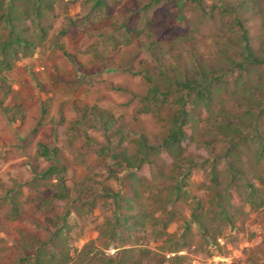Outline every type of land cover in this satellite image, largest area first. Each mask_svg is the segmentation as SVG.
<instances>
[{
	"label": "rangeland",
	"instance_id": "obj_1",
	"mask_svg": "<svg viewBox=\"0 0 264 264\" xmlns=\"http://www.w3.org/2000/svg\"><path fill=\"white\" fill-rule=\"evenodd\" d=\"M244 1L49 0L51 10L37 20L39 25L24 22L29 35L37 37L42 27L47 30V39L0 76V201L11 190L22 192L18 199L24 200L19 220L6 223L9 229L0 231V264L16 262L22 252L21 236L48 241L57 221L70 226L69 246L76 258L71 264H85L80 254L85 245H91L90 256L96 253L117 258L120 251L114 249L108 233L112 229L123 238L119 247L155 250L162 243L154 235L161 224L155 226L147 215L161 218L167 223V233L179 240L190 223L191 232L181 241L187 246L181 253L186 256L185 264H264V162L253 163L260 148L256 134L264 144V113L258 116V109L249 111L241 102L247 84L257 83L264 76V67L255 69L239 89L235 65L216 54L226 49L229 39L238 41L243 30L251 49L257 52L264 45L262 19L255 14L264 15V0H254L258 7L248 5V11L234 9ZM149 3L153 6L144 9ZM224 10L227 12L222 19ZM235 18L242 21V30ZM3 30L2 22L0 33ZM218 30L228 34L227 40L218 35ZM192 47L225 74L219 79L211 120L195 123L198 129L193 142L184 143L182 160L195 164V169L191 170L189 163L183 164L176 177L178 167L161 145L169 127L166 107L159 115L155 111L139 112L147 90L139 72H157L158 59L169 71L184 68L194 60ZM232 50L228 46L227 55ZM262 97L254 100L260 107L264 105V94ZM168 100L175 104L171 98ZM225 116L227 122L247 126L239 131L244 139L222 142L216 126ZM105 122L110 126L104 127ZM234 142H239V161L238 156L223 157L237 144ZM40 145L52 153L51 160L41 156ZM145 147L151 148L148 171L127 169L123 153H137L143 159L139 150ZM229 158L239 169L237 178L241 181L228 191L230 207L224 208L230 222L226 223L219 215L222 208L212 203L214 190L204 185L210 178L206 179L204 170L215 164L220 177L218 188H224L232 176L227 166ZM51 165L62 168L58 176L69 198L53 208L42 201L38 208L36 198H42L38 190L56 184L54 177L44 181L40 178ZM131 172L142 178L140 184L135 185ZM248 182L259 190L253 195L261 199L260 208L244 202L246 193H250L247 187L237 191L239 185ZM176 183L182 186L184 195L169 197ZM128 206L133 208L128 210ZM206 210L211 213L202 222L208 235L191 220L194 211ZM216 228L217 233L211 235ZM162 257L167 260L169 255L164 251Z\"/></svg>",
	"mask_w": 264,
	"mask_h": 264
},
{
	"label": "trees",
	"instance_id": "obj_2",
	"mask_svg": "<svg viewBox=\"0 0 264 264\" xmlns=\"http://www.w3.org/2000/svg\"><path fill=\"white\" fill-rule=\"evenodd\" d=\"M253 1L254 0H252V4H249L250 0H246L240 5V7H236L234 9L236 10L239 8H245V10L248 11L249 7L257 8L258 6L253 4ZM152 6L153 4L149 3L144 9H148ZM48 10H51V3L49 0H47L45 4L43 0H10L9 4L7 5L6 0H0V24L3 22L5 25V30L0 33V76L5 72L11 71L15 62L20 57H27L31 55L43 45L47 39V30L41 27L37 37H33L27 33V29L23 28V26L24 22L27 20L31 21L32 24L34 23L39 25L40 23H38L37 20L41 19ZM225 12H227V10H224L222 13V19L225 18ZM255 14L256 16L261 17L262 29L264 30V15L261 12H256ZM235 23L238 24L241 30L243 29L242 21L239 20V18H235ZM243 31L244 34L238 41L231 42L229 39V41L226 42V49L228 46L233 49L230 52V55H227L226 49H219L218 53H216L219 54V56L226 57L225 60L228 64H231L232 66L235 65L236 71L238 72L236 85L239 89L242 85L245 86L247 84V78L250 79L251 74L256 71L255 69L264 67V45L262 44V46H260V50L257 52L254 51L250 47V40L247 38L245 30ZM218 32L219 36L225 39L227 38L226 35L228 34H226L225 31L218 30ZM54 47L62 49V47H59L58 44H54ZM191 52L193 54L192 59L194 60L184 68L175 67L169 71L168 69L164 68L163 61L161 62L158 59L157 61L159 62V68L157 69V72H154V70L150 72L147 69L139 72L147 86V90L142 96L143 98L140 100L142 108L139 110V112L147 113L155 111L154 113L159 115L161 114V109L166 107L165 109L168 115L169 127L167 129V136L161 145L164 148V151L171 157L176 167H178L179 171L177 172L178 174H176V177L180 176V169L183 164L189 163L190 167L192 168L191 170L195 169V164L185 159L182 160V154L185 149L184 143L186 141L193 142L194 133L197 132L198 129V127L194 125L195 123L211 120L210 116L213 114L211 107L213 106V102L216 100V97L219 93V79L225 74V71H223V69L220 67L218 68L214 64V61L212 62L204 59V55L197 48L192 47ZM261 78L262 79L257 81V83L250 82L247 84L241 101L244 103L242 105L243 108L247 107L249 111L251 109H258V116L264 113V105H262L261 108L260 103L254 101L263 100L262 95L264 94V76ZM169 98H171L175 104H170V100H168ZM175 105L178 106L177 110H172L175 109ZM247 113L250 114L249 112ZM226 117L227 116H225V118H219L220 124L216 126V133L220 139H222V142L231 143L237 138L244 139L239 131L241 128L247 126L242 122H238L237 124L231 121L227 122ZM105 124L106 126L104 127L110 126L107 124V122H105ZM217 135H213L212 138H216ZM256 136L258 137L260 148L254 154L255 159H253V163L258 165L262 161L264 162V144L262 141L263 138L257 134ZM234 143L237 144H233L232 147L229 148L230 153L223 155V157L230 156L235 157L234 159H236V156H238L239 161L240 156L236 152V147L239 142ZM40 147H42L41 156H43L46 160H51L52 153L49 152L48 148L46 146L43 147L42 145H40ZM149 149L151 148L145 147V149L139 150V153L144 154L143 159L138 158L137 153L133 155H125V153H123L122 162L124 163L125 167L130 171H148L150 168L148 159L150 156L148 153ZM227 166L230 168V175H232L230 176L231 180L228 182L229 184L226 187L220 189L218 188L220 177L216 170L215 164L213 166L210 165L208 169L204 170L206 173V179L210 177L209 181H204V185L206 189L214 190L212 203L217 207L222 208L219 215L220 218L226 223L230 222L229 214L224 208L230 207L231 198L230 200L227 198L228 191L231 189V185H235L237 184V181H241L239 180L240 178H237L239 169L234 166V163H231L230 158L227 162ZM61 169L62 168H59L58 170L56 166L51 165L40 174L42 181L54 177L56 184L51 186V188H49V186L46 188L44 187L45 189L42 186L38 190V195L42 197L41 200L36 198L38 208H41L42 201L44 204L53 208L60 201H64L69 198L67 187L63 183V179L58 176V171H61ZM130 176L136 180L135 185L141 183V181H139L140 177H136L132 172ZM184 177L185 174L181 176L182 179ZM173 178L174 177L171 179L173 180ZM235 179L237 180L235 181ZM257 179L260 180V182L263 181L261 177H257L256 180ZM241 187H247L248 191H250V193H246L244 202H248L251 207L256 209L260 208L262 206L260 203L261 199L259 200L255 197V195H253L259 190H257V188H255L250 182H248L246 185H239L237 187L238 192ZM174 189L175 192L170 193L169 197L175 195L177 198H179L184 195L182 192V186H180V184L176 183ZM45 192L46 196L42 195ZM134 193L137 195L136 190H134ZM4 195L5 196L0 201V217L4 216V218L8 220H15L22 213V203L24 200H19L18 196H23V194L22 192L20 194L14 190H11L6 191ZM171 201L172 200H169L168 203ZM132 208V206H128L127 209L130 210ZM209 213L211 212H207L206 210L205 212L194 211L191 214V220L195 223H198L203 234L205 235H208L209 232L202 222V219L208 216ZM212 214L215 215L214 213ZM146 217L148 220L150 219L157 227L159 224H161V228L154 232L155 240L157 242H162L157 249L152 250L144 247L138 248V250H136V246L124 248L119 247L118 244L119 242H122L123 238L120 234H118L117 229H112L109 230L108 233L114 242V249L120 251L119 256L117 258H108L104 254H99V256L96 253L90 256V254H92L91 245H85L80 251V254L83 255L82 261H85V264H185L184 260L186 259V256L181 253L186 250L187 246L182 244L181 241L184 239V234L191 232L190 223L186 225L185 231L182 234V238L179 240L172 234L167 233V223H162L161 218L154 219L153 215H147ZM128 219L129 218H127V220ZM117 223L120 226L118 221ZM124 223L126 224L128 221H125ZM54 225H56V230L51 238L46 242L42 241L40 238L21 236V241L19 242V244L21 243L20 246L22 247L20 248L22 249L21 255L16 258V262L10 264L75 263L76 258H74L71 254V248L69 246L68 240L70 226H68L66 222L60 223L59 221H57ZM3 228L4 226H0V230ZM217 230L218 229L216 228L215 231L211 233V235H213ZM216 235H219V233ZM216 237L213 236L214 239H216ZM54 242L55 244H52ZM158 249L159 252L156 251ZM164 251H166L167 255H169L168 258H165L167 260H164V257L161 258V253ZM135 255L138 257L133 258Z\"/></svg>",
	"mask_w": 264,
	"mask_h": 264
},
{
	"label": "crops",
	"instance_id": "obj_3",
	"mask_svg": "<svg viewBox=\"0 0 264 264\" xmlns=\"http://www.w3.org/2000/svg\"><path fill=\"white\" fill-rule=\"evenodd\" d=\"M20 217H21V215L15 220H8V219L4 218V216H2V217H0V226H4V228H7V230H8L9 226H7L6 223H9V225L14 224L15 222H17L19 220ZM10 231H11V229H10Z\"/></svg>",
	"mask_w": 264,
	"mask_h": 264
}]
</instances>
